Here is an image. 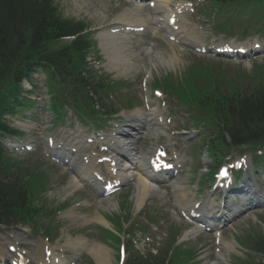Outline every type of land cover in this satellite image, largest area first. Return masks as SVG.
<instances>
[{
	"label": "rangeland",
	"instance_id": "obj_1",
	"mask_svg": "<svg viewBox=\"0 0 264 264\" xmlns=\"http://www.w3.org/2000/svg\"><path fill=\"white\" fill-rule=\"evenodd\" d=\"M193 1L197 2V0ZM55 3L59 7V10L64 17L71 19L73 18L75 20H83L93 28H102V26L104 25H115L114 23L118 21V18L123 13L130 9H133L136 6V2L134 0H55ZM196 10V14H188L186 16L187 22L189 23V28H194V26L196 25L195 23H197V25H200L199 19L207 20L206 22L209 23L207 15H205L201 10V6H199V8L197 7ZM149 11H151V8L149 7L148 3H145L142 12L145 18L148 16ZM147 21L150 22L151 20ZM98 34H100V31L98 33H95V36L97 37ZM122 35H119L118 37V40L121 41V44L115 42L110 43L111 48L116 47L114 52H111L107 48L109 46V42H107L105 39L103 41V38L99 40L97 39L98 43L96 44L94 49L95 51H93L91 56L94 57L95 53L97 55H101L100 59L102 60V62L100 63V65H97V68L101 67L106 72L111 73L112 78L116 80L122 78L130 79V81L132 82V86L129 97L135 99L136 105L142 106L141 108H143L142 97H144L142 81L144 78H146L148 73H150V76L147 78L148 84L153 81L154 77H160L165 71L173 73L176 77V73L181 71L183 72V74H185L188 70L186 75L188 76L192 68L193 71L199 70L205 73L207 72L215 77L217 74L224 70L220 78H218L219 80H222L224 84L231 83L234 85L252 88L260 82L261 74H259L258 68L260 64L264 63V57L256 60L248 59L238 60L239 62L231 61L224 63L222 61H217L209 57L210 55L208 54H197L190 49L167 40L165 33L160 30L155 33L153 29L150 28L143 34H129L127 37H124ZM207 35V26L202 30L199 29L197 36L199 38L198 42L204 43L206 41ZM114 54H116L117 56H114ZM113 58L117 63L121 62L124 64H128L129 69L120 70L118 67L113 66ZM127 59L128 61L125 62V60ZM199 80L201 81V83H203V81L206 79L199 78ZM38 89L41 100H39L36 106L30 109L24 108L22 109V111L20 109L15 115H9L8 122L12 126L25 129V133L24 135H22L21 139H26L34 142L37 141L38 144H42V137L45 132V128L47 127V125H44V123H48L49 119L47 121L46 116L40 113V108H42L49 102V97L46 94L45 88L42 86V83L39 84ZM126 97L127 95H121L119 99L121 102H123L126 100ZM122 113L126 115L130 114L126 109H123ZM74 117L75 119L73 123L75 124L77 117ZM25 123L27 125H25ZM128 123L134 122L128 121ZM85 124H88V122ZM9 140V138L5 139V141L7 142H9ZM14 141L15 140H12V142ZM151 145L152 140L147 135H144L138 141V152L140 150H142L143 152H148L151 148ZM182 148V151L186 152L187 142L185 143V145L182 144ZM40 149L41 146L39 145L37 152L33 154L18 153L15 154V156L27 168H45L48 171L53 181V185L50 187V191L44 196L48 200V205L50 203V205L55 208L58 207L60 203H63L65 201L74 202L79 199L88 200V203L75 210V218L71 219L66 218L65 216L58 217L63 225L62 237L65 238L67 235L71 234L76 237H85L89 239L90 242L96 241V233H98V230L100 229L99 226H101L102 223L94 219L91 220V218L92 215L96 214L95 208L100 204L99 199L88 189L87 186L84 185L77 189H67L66 185L72 181L74 175L69 174L65 169L58 167L50 162L47 158L44 157ZM198 152L204 157V152L202 153V151L199 150ZM195 161L196 162L192 165L191 172L192 174H194V176L197 175L198 179L200 180L201 177L198 175L199 173H197L199 166L198 155L195 156ZM201 168L202 170H206V164H203ZM187 170L188 169L186 168L185 171L181 174V176L185 178L183 182L187 186L186 188L187 190H189L190 196L197 199V197H195L196 180L194 181V178H191L193 175L190 174V172H187ZM132 187L133 188L130 194L131 196H135L138 192V184L136 183ZM118 201L119 196L103 200L101 212L106 215H110L113 212L119 211L120 209L118 210L117 205ZM157 206L159 207L160 204H157ZM153 209L156 210L157 208ZM163 211L168 214V218L163 227H160V231H153L156 234L157 239L162 240L164 238L163 236H166L165 234H162V228L165 233L166 231H169L171 229H182L183 236L181 240L185 238L187 239L185 242V246L194 248V250L197 249V251L199 252V257L197 258L198 262H196L195 264H212L211 259L218 260L222 264L221 259L214 254L215 244L211 235L201 234V232L195 227L191 225L184 226L181 223L180 219H175L177 217V214L175 211L174 202L171 207L166 208ZM159 212L160 210H157L154 213L159 216ZM259 215L264 216V212L260 213ZM253 218H256L254 213H252L249 217L242 218L240 221L237 220L235 225H233L234 229L232 228L224 232V238L230 240L233 237L232 232L237 233L244 231L245 229H247L246 231H251L254 233H261L262 231L264 232V218L260 217L261 220L259 219L257 222H255ZM140 220L144 222L143 217L140 218ZM102 235L106 237L105 233H102ZM239 241L242 242L240 238ZM223 245L224 244H222V247ZM153 247L154 245H151V248ZM108 249L110 250V253L112 255L113 262L116 264V250H114L112 247H109ZM85 253L86 258H93L92 254L89 251L86 250ZM1 257L4 256H1L0 254V264H4V261ZM85 264H88V262H85Z\"/></svg>",
	"mask_w": 264,
	"mask_h": 264
},
{
	"label": "trees",
	"instance_id": "obj_2",
	"mask_svg": "<svg viewBox=\"0 0 264 264\" xmlns=\"http://www.w3.org/2000/svg\"><path fill=\"white\" fill-rule=\"evenodd\" d=\"M43 7L44 4H39L36 0H0V79L6 74L10 56L22 49V46L18 45V48L14 50L13 47L16 44L8 41L12 36L10 30L18 35L20 42H26L27 39L16 31V27L23 21L35 23L38 19L45 18L47 10ZM48 14L52 17V22L55 23L56 18L51 13ZM62 22L67 30L77 31L79 29L78 25L72 21L64 20ZM2 34L7 35L6 38ZM22 45L25 46V50L28 49L25 55L30 54L31 59H37L43 54L37 50L36 45L31 46L25 43ZM85 49V42L79 40L72 46L69 54L82 56ZM68 68L72 69L75 74L71 75L72 72H67L69 70L67 69L65 75L89 84V78L75 66L73 60L68 63ZM187 100L196 104L210 121L217 123L218 126L223 125V128L230 133L234 143L264 142V78L258 86L251 90L244 91L233 88L226 91L219 86L217 88L210 86L195 91L192 97H187ZM9 107H11V103L3 93L0 97V115ZM5 128L7 129V127ZM5 157L0 145V167L5 165ZM24 201L25 195L16 181L0 179V222L8 219L21 205L23 207ZM257 243L264 250V239ZM133 264L136 263L133 262Z\"/></svg>",
	"mask_w": 264,
	"mask_h": 264
},
{
	"label": "bare ground",
	"instance_id": "obj_3",
	"mask_svg": "<svg viewBox=\"0 0 264 264\" xmlns=\"http://www.w3.org/2000/svg\"><path fill=\"white\" fill-rule=\"evenodd\" d=\"M154 2H155L154 12H157V11L163 12V14L160 16H153L152 14L149 15L150 19L155 20V25H156L155 31H157L160 26H163L165 31H171L172 34L175 35L176 37L186 38V34H187L186 31L188 29V24L186 21L180 19V21L178 22V25H179L178 29H176L174 26L169 25V17H170V13L173 10L172 6L174 5L173 2H175V0H154ZM175 5H176V3H175ZM141 9H142L141 6H135L133 9L126 11L125 13H123L118 18V24L119 25L122 24L125 27H127V26H146L147 20L143 16ZM104 36L106 39H110L112 37H118L117 35L112 36V33H110V32L104 34ZM188 39L189 38H186L185 41H188ZM106 41L109 42L108 49L111 52H114L116 47L111 48L110 43H112V42L109 40H106ZM116 43L121 44V42L118 40H116ZM114 56H117V55L114 54ZM113 61L115 63L112 62V65L115 67H118L120 70L129 69V67L126 64L121 63V62L117 63L114 58H113ZM126 61H128V59L125 60V62ZM138 114L140 117H143L142 115L144 113L141 110H139ZM152 114L153 113L151 112V113H149L148 116H152ZM152 121H153V119H152ZM141 125H143V124H141ZM140 128L142 129V127H140ZM126 139H128V138H126ZM129 140L134 142V139H131V137H129ZM78 141L80 142L81 145L84 144L81 139H79ZM119 141H122V140L118 139L117 142L119 143ZM128 143L131 144L130 141H128ZM93 165H94V160L90 164L78 166V170H77V173L75 175V178L72 179V185L74 187L77 188L80 186L81 183L79 181L81 179H83V180L86 179L85 174L89 175L91 173V171L93 169ZM135 165H137V163H135ZM142 166H144V164L141 165V167ZM136 172H137V175H139L138 180H139V186L141 187V190H140L141 196L139 195V199H138L137 203L139 205H142L143 201L145 200V196L147 193H142L141 191H144V192L146 191V187L148 186V183H147V180L139 174L138 170ZM182 187L183 186L180 185L179 194H178V202L181 203V205L182 204L183 205H190L191 199L189 198L188 193L183 191ZM210 206H212V203L207 202L205 207H204V210L210 211V208H209ZM94 218L99 220V221L106 223V221L100 215H98V218H96L95 216H94ZM66 241L70 247L69 249L80 250V249L86 248V249L90 250L93 253V256L95 257V259L97 260V262L99 264H113L109 250L107 249L106 246H104L100 243H93V244L91 243L90 246L88 247L87 242H89V241L86 238H83V237L73 238L71 236H69Z\"/></svg>",
	"mask_w": 264,
	"mask_h": 264
}]
</instances>
